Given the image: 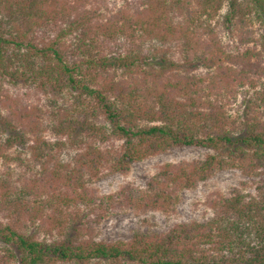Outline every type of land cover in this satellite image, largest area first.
Returning <instances> with one entry per match:
<instances>
[{
  "label": "trees",
  "instance_id": "1",
  "mask_svg": "<svg viewBox=\"0 0 264 264\" xmlns=\"http://www.w3.org/2000/svg\"><path fill=\"white\" fill-rule=\"evenodd\" d=\"M185 146L219 155L92 188ZM227 169L264 174V0H0V264H264V187L207 198L206 223L96 240Z\"/></svg>",
  "mask_w": 264,
  "mask_h": 264
},
{
  "label": "rangeland",
  "instance_id": "2",
  "mask_svg": "<svg viewBox=\"0 0 264 264\" xmlns=\"http://www.w3.org/2000/svg\"><path fill=\"white\" fill-rule=\"evenodd\" d=\"M259 36L254 35L255 39ZM260 45L259 43L257 49L261 51ZM175 58L177 59V57ZM18 86L21 87V85ZM40 97L41 101H45L44 97L46 96L40 95ZM248 97H252V93ZM55 101L57 105L62 103L60 99ZM71 151L73 153L74 150ZM208 155L217 156L219 154L196 146L174 148L133 164L126 174L116 173L107 176L95 182L92 188L100 196L118 193L123 186L129 183L138 189L145 190L147 181L154 177L163 165L203 160ZM259 187H264V174L248 177L237 169L223 170L217 172L208 180L199 183L194 190H183L180 193V202L173 214L168 215L161 211H151L145 214L123 213L110 216L97 226L95 237L97 241L111 244L129 241L137 234H164L179 224L206 223L213 214L204 203L207 198L215 197L218 194L228 195L234 189L255 196Z\"/></svg>",
  "mask_w": 264,
  "mask_h": 264
}]
</instances>
